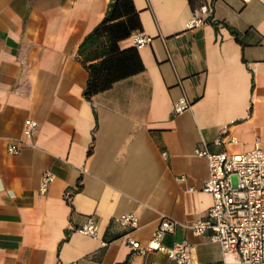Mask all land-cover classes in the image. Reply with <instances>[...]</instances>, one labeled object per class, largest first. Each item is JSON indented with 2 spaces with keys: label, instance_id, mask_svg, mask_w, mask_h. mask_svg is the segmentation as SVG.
<instances>
[{
  "label": "crops",
  "instance_id": "crops-1",
  "mask_svg": "<svg viewBox=\"0 0 264 264\" xmlns=\"http://www.w3.org/2000/svg\"><path fill=\"white\" fill-rule=\"evenodd\" d=\"M109 1L0 0V264H176L126 244H145L163 216L177 222L164 244L186 239L192 264L220 260L210 231L187 227L212 202L194 148L264 147V4L203 0L210 15L186 28L188 0H133L135 32L151 37L136 47L144 69L87 100L77 48ZM182 96L190 107L172 112ZM27 118L37 122L31 136ZM222 127L235 144L214 143ZM127 212L138 216L133 230L112 220ZM88 216L95 237L75 230Z\"/></svg>",
  "mask_w": 264,
  "mask_h": 264
},
{
  "label": "built area",
  "instance_id": "built-area-1",
  "mask_svg": "<svg viewBox=\"0 0 264 264\" xmlns=\"http://www.w3.org/2000/svg\"><path fill=\"white\" fill-rule=\"evenodd\" d=\"M240 1L248 3L252 0ZM257 1L264 4V0ZM210 13V3L200 0L191 9V16L185 27H200ZM150 40V36L141 32L131 35L132 45L135 47H141ZM190 105L191 101L182 96L172 103V112H182ZM36 128L35 120H24L23 132L26 136H31ZM222 142L235 144L237 138L228 134L226 127H222L214 143ZM7 151L16 153L18 148L8 146ZM194 153L206 160L208 175L202 190L211 195L212 202L205 213L187 227L197 235L210 231L211 241L217 243L221 250L220 260L213 264H264V147L255 144L245 151H211L207 144H203L202 147H195ZM53 178L51 171L43 172L39 181L41 193L47 190ZM182 179L180 176L179 180ZM79 188L76 184L67 189L65 198L70 199ZM112 220L129 230L138 226V216L134 212L115 215ZM176 223L163 216L145 244L130 237L126 238V244L131 251L139 254L160 251L176 264H192L191 245L186 239L175 241L171 245L163 243L165 234L171 232ZM75 230L92 237L97 236V224L90 216ZM146 264L158 263L149 261Z\"/></svg>",
  "mask_w": 264,
  "mask_h": 264
},
{
  "label": "trees",
  "instance_id": "trees-1",
  "mask_svg": "<svg viewBox=\"0 0 264 264\" xmlns=\"http://www.w3.org/2000/svg\"><path fill=\"white\" fill-rule=\"evenodd\" d=\"M199 1L188 0L191 9ZM139 30L141 21L133 0H110L104 16L77 48L78 58L88 73L82 92L87 100L95 93L108 89L115 81L144 69L134 45L119 46V41Z\"/></svg>",
  "mask_w": 264,
  "mask_h": 264
}]
</instances>
